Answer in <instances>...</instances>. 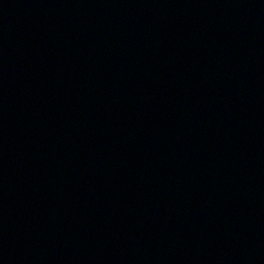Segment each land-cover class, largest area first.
<instances>
[{
    "label": "water",
    "instance_id": "95a60500",
    "mask_svg": "<svg viewBox=\"0 0 264 264\" xmlns=\"http://www.w3.org/2000/svg\"><path fill=\"white\" fill-rule=\"evenodd\" d=\"M0 264H264V0H0Z\"/></svg>",
    "mask_w": 264,
    "mask_h": 264
}]
</instances>
